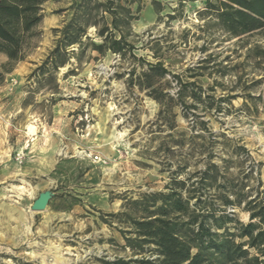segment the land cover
<instances>
[{
  "label": "rangeland",
  "instance_id": "1",
  "mask_svg": "<svg viewBox=\"0 0 264 264\" xmlns=\"http://www.w3.org/2000/svg\"><path fill=\"white\" fill-rule=\"evenodd\" d=\"M108 1L45 0L24 59L3 68L0 52V264L135 259L124 203L197 185L209 163L244 200L264 196V29L231 35L205 0H112L115 24ZM67 23L81 43L63 42ZM102 27L132 47L95 49ZM227 210L249 221L244 202Z\"/></svg>",
  "mask_w": 264,
  "mask_h": 264
},
{
  "label": "trees",
  "instance_id": "2",
  "mask_svg": "<svg viewBox=\"0 0 264 264\" xmlns=\"http://www.w3.org/2000/svg\"><path fill=\"white\" fill-rule=\"evenodd\" d=\"M44 1L0 0V52L7 57L3 68L24 59L36 34L35 28L43 18ZM112 2L109 0L104 10L112 15L111 22L116 24ZM204 11L213 15L220 27L234 36L264 29V0H205ZM94 24H97L95 19ZM104 28L98 31L102 43H92L95 49L101 51L107 46L113 52H123L124 48L132 47L123 35L119 38L106 35ZM80 29V25L67 23L63 29V42L66 45L81 43ZM59 51L57 44L46 61L54 66L63 64ZM151 68L158 75L166 72L160 62ZM147 86L158 89L153 83ZM193 96L199 99L196 93ZM152 97L162 105L159 94ZM200 174L197 185L195 181L189 183L190 175L183 179L173 177L166 191L144 193L137 199L127 200L120 212L129 224L123 236L126 246L140 256L135 259L118 257L104 263L264 264L263 192L244 200L241 189L236 191L231 183H217V165L214 163H209ZM212 186L216 191L210 195L207 190ZM242 202L249 213L246 223L227 210Z\"/></svg>",
  "mask_w": 264,
  "mask_h": 264
},
{
  "label": "water",
  "instance_id": "3",
  "mask_svg": "<svg viewBox=\"0 0 264 264\" xmlns=\"http://www.w3.org/2000/svg\"><path fill=\"white\" fill-rule=\"evenodd\" d=\"M50 198V192H41L38 197L33 201L31 208L32 210H42L46 207L47 202Z\"/></svg>",
  "mask_w": 264,
  "mask_h": 264
}]
</instances>
